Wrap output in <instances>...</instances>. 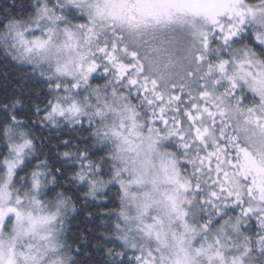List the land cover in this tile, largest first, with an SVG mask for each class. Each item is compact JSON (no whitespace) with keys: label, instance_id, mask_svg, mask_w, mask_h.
Listing matches in <instances>:
<instances>
[{"label":"snow or ice","instance_id":"snow-or-ice-1","mask_svg":"<svg viewBox=\"0 0 264 264\" xmlns=\"http://www.w3.org/2000/svg\"><path fill=\"white\" fill-rule=\"evenodd\" d=\"M0 67V264H264V0H0Z\"/></svg>","mask_w":264,"mask_h":264},{"label":"trees","instance_id":"trees-1","mask_svg":"<svg viewBox=\"0 0 264 264\" xmlns=\"http://www.w3.org/2000/svg\"><path fill=\"white\" fill-rule=\"evenodd\" d=\"M4 71H5V70H4L2 67H0V74H2ZM9 71L11 72L12 70L9 69Z\"/></svg>","mask_w":264,"mask_h":264}]
</instances>
